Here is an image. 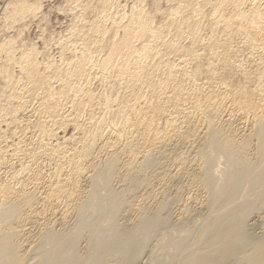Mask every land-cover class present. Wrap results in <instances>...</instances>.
<instances>
[{
	"label": "bare ground",
	"instance_id": "6f19581e",
	"mask_svg": "<svg viewBox=\"0 0 264 264\" xmlns=\"http://www.w3.org/2000/svg\"><path fill=\"white\" fill-rule=\"evenodd\" d=\"M172 1L162 27L142 8L124 25L118 16L112 27L123 33L106 55L96 51L101 61L88 37L66 69L38 71L23 55L26 91L43 93L33 123L42 139L62 99L82 115L94 104L101 112L72 151L38 137L36 153L15 145L9 158L20 164L0 182V264H264V0ZM105 12L89 27L92 50L109 40L99 38ZM91 70L107 89L99 95ZM173 201L180 216L170 223Z\"/></svg>",
	"mask_w": 264,
	"mask_h": 264
},
{
	"label": "rangeland",
	"instance_id": "374dc122",
	"mask_svg": "<svg viewBox=\"0 0 264 264\" xmlns=\"http://www.w3.org/2000/svg\"><path fill=\"white\" fill-rule=\"evenodd\" d=\"M22 1H24L30 8L26 14L20 15V13H18L17 6ZM138 1H139V3H138ZM101 2H102V0H0V106H2V107L5 106V108H9L13 104L12 109L9 110L8 113L9 114H11L12 112H13L12 114L17 113V114H15V118L12 120V116H13L12 114L9 115L7 113V111H1L0 112L1 113L0 114V132H1L0 133V148H1L0 151L2 149H5V150H2V159L0 160V161H4V164H3V162H1L2 164H0V166H1L0 167V182L5 181L6 179L8 180L11 177L9 175L12 173V170L15 167L17 168L16 165L20 164V161L18 162L17 160L14 159V156H12L11 160L12 161L15 160L14 165H13V162L9 158L13 153L12 150H14L15 145H18V143H19V145H22L21 141H19V140H24V141H22L23 148L25 147L24 149L27 148V150L29 151V147H30V148H32V150L31 149L30 150L32 152L36 153V151H37L36 147L38 144L37 141L42 139V137L37 132V128L35 127V125L33 127V123L36 122L39 118L38 109H40V107L43 104V102L41 101L42 99H40L39 97L42 98L43 93L40 91L42 94L39 92L36 94L35 92L34 93L30 92V90H27L28 92L26 91V88L29 84H28V79L26 76L27 72H25V70H22L23 67L21 66V64L23 63V61H21V59L23 58V55L25 54L24 58H26V56H28V57H30V59H32V60H30V63L32 61H34L33 62L34 65H36V63H37L36 66L38 68H36V69L38 71H42V70L48 71L47 69L50 68V66H51V69H49V70H53L54 68H58V69L65 68L66 69L68 67V65H70L71 63L73 66L74 62H76V60L79 59L78 57H80L79 60H81V55H79V54L81 53V48H83V47L86 48L85 47L86 44L84 45L85 39H83L85 37L86 38L88 37L87 39L89 41L87 42V44H88V47L90 46L91 51H94V52L97 51L98 53L103 51V54L106 55V52L108 51L107 50L108 46H109V44H111V43H107V42H110V40L111 41L114 40L116 38V34H117V38H119V37H121V35L123 33L122 27L121 28L117 27V25H116V27H112V26H115L114 23H112V22L114 20L118 19L119 18L118 16H120V22L122 23V21H123V25H124L127 22L126 20H128V18H130V16H132L131 14L137 13L138 10H140L142 8L141 11H143L144 13L146 11L145 14H148V12H149L148 15H150V18L152 19L151 21L154 22V24H153V26L155 25L154 27H156V26L162 27L163 23L165 22L164 20H165V17L167 15V12H168L167 10H169V8L174 5L172 0H117L116 2L118 4L117 3H113V5L111 4L112 6H109L108 10L105 12L104 10H102L103 8H99ZM81 5L84 7V9ZM210 7H211V5L206 6V8L209 10H210ZM117 8H119V9L117 10ZM136 9H137V11H136ZM101 10L104 11L107 16H109V19H107L108 17H106L105 21H102L103 24L105 22V26L103 25V27L105 28L104 29L105 32H103L101 35H99V38L104 39L105 41L107 40V38L109 40H107L106 43H104V45L101 48L98 49L97 46L95 45L96 48L94 47L95 49L92 50L93 48H91V47L94 46V44H95L94 40L95 39L91 36L92 32L88 31V30H90L89 27H91L94 23H96L97 21H100V19L98 17H101V14H104V12H102ZM132 11H133V13H132ZM100 12H102V13H100ZM107 13H110V14H107ZM115 15H117V16H115ZM113 17H115V19ZM91 22L92 23L94 22V23L92 24ZM80 29H81V31H80ZM87 33H89L90 35ZM94 36H95V34H94ZM82 39H83V41H82ZM92 41H93V43H92ZM187 41L188 40H185L184 42L188 43ZM80 42H82V43H80ZM137 42L138 43H136V44L140 45V43H142L143 41H137ZM90 43H92V44H90ZM98 50H100V51H98ZM94 52H91V55L94 56V61L98 62V61H101L102 58H104L103 54L100 55V54H97V52L96 53H94ZM27 54H29V55H27ZM27 61H28V59H27ZM65 61H67V62H65ZM19 63H21V64H19ZM64 65H66L67 67ZM54 66H56V67H54ZM43 67L44 68L47 67V69H44ZM91 72H92L91 75H93V74H95V75H93L90 79V83L88 85L90 88L89 90L91 93H93L95 95H99L102 92V90L104 91L106 89V86L104 83H102V85L104 84L103 85L104 88H102L103 86L99 85V84H101V79L99 78L101 76H98L97 72L96 71L94 72V70H91ZM238 79L239 78H236V80H238ZM26 80H27V82H26ZM55 80L50 79L51 83L49 81V83H48L49 87L53 88L52 90L62 89L61 85L59 84L60 82L57 79H55ZM23 87L26 91L25 93L23 91L24 90ZM17 93H18V95H16ZM22 94H23V96H22ZM28 95H30V96H28ZM21 97L22 98L28 97L27 102L24 99L21 100ZM36 97L38 98V102L36 100L37 99ZM79 97H81V95ZM39 99H40V101H39ZM17 101H18V103H17ZM68 101H70V99H66V101L64 99L61 100V106H63L64 108L60 107L59 108L60 110L58 109V112H57L58 116L56 114L57 123H55L54 125L53 124L48 125V127H47V128H49V130L52 131V135H51L52 137L51 136L45 137L46 140L45 139H42V140L43 141L45 140L44 142H46L47 144H49L53 148H56V149L57 148H65L67 151H72L74 148L78 147L81 144V141L84 138V133L82 131V127L88 125L87 123L90 120L89 118H92L91 116L92 115L94 116L95 115L94 113H97L96 114L97 116L95 115V117L98 118V116L100 115L99 112H101V111H100V109L96 110V108H99V107H97V105L94 104V105H92V107L90 106L91 108L87 107L90 109V110H87L88 113H87V111H85L86 113L85 114L83 113L84 115H82V113H81L82 111H79L81 114L79 112H77L74 109V106L71 103V101L70 102H68ZM23 102H25V104ZM65 102H67V103H65ZM15 103H16V105H15ZM69 103H70V106H69ZM29 104H30V106L32 104L33 108L30 107ZM17 105L20 107H18ZM27 105H28V107H26ZM95 106H96V108H95ZM15 108H17L19 110H17V109L13 110ZM31 108H32V110H30ZM69 108H71V109H69ZM92 108H95V109L92 110ZM20 110H22V111H20ZM10 111H12V112H10ZM34 112H36L35 115L38 114V115H36V117L37 116L38 117H37V119L35 117V119L33 121L32 118L35 116ZM63 112H65V113L67 112V114H65ZM89 112H91L92 114ZM2 114H3V116H2ZM6 114L8 116L7 118H6ZM31 114H33V115H31ZM60 114L61 115L64 114L62 116L63 118H60V116H61ZM74 114H77L76 115L77 117L74 116L76 118L75 122L70 120L71 119L70 117H72V115H74ZM18 115L21 118H19ZM23 115L24 116L28 115V116L24 117ZM80 115H81V117H80ZM10 116H11V118H10ZM30 117L32 120L30 119ZM3 118L4 119L6 118L7 120L5 119V121H4ZM78 119H79V121H78ZM24 120L26 122H23ZM58 120H59V122H58ZM11 121H12V123H11ZM20 121H22V122L19 123ZM28 121H30V122H28ZM77 121L79 122V124H81V125H79L80 128H76V124H77L76 122ZM29 123H32V124H30L32 126H30V128L28 130V127H29L28 124ZM10 124H12L13 126ZM14 124H16V126ZM25 124H26V126H25ZM56 124H57V126H56ZM14 126L16 128L12 129V128H14ZM25 127H26V129L24 130ZM30 129H33V130L30 131ZM22 131L27 135H23ZM18 132H19V134H18ZM20 133L22 135H20ZM35 133H38V135ZM32 134H34V135H32ZM20 136L21 137L27 136V137L21 138ZM37 137L39 140L37 139ZM54 137H56V138H54ZM18 138H20V139H18ZM26 138H29V139H26ZM27 140H28V142H26ZM31 140H32V142H31ZM33 140H34V143H33ZM25 143H26V145H25ZM28 145H30V146L28 147ZM32 145H35V146L32 147ZM3 151H4V153H3ZM6 153H8V155ZM3 155L6 158H4ZM26 157L28 158V160L26 158L25 161L29 162L30 161L29 157L28 156H26ZM38 157L39 156H37L35 162L38 161L37 163L38 164L40 163L39 165H42L41 163H43V161H45V160L43 159V157H41L43 160L40 159V157L39 158ZM11 163H12V165H11ZM53 163H55V164H53ZM53 163L47 165V167L45 165V169H43L44 170L43 174L45 176H43L44 178L42 180L46 181L47 180L46 174L53 172V169H54V167H56L55 165L57 164L56 162H53ZM3 165H5V166H3ZM10 165L12 168L10 167ZM6 166H7V168H6ZM48 166H49V168H48ZM6 171L8 172L7 174H6ZM45 181H42V182H45ZM120 186H121V184H120ZM170 194L174 195L175 193H170ZM184 195H185L184 197H186L187 194H184ZM172 198H174V196H172ZM176 201H179V200L177 199ZM175 205H176L175 201L171 202L169 205V208L170 207L173 208V209L170 208V210H172V211L169 210V216H168L169 222L170 221L174 222V221H177L179 219L180 210H177ZM174 209H176L175 213H174ZM175 217H177V218H175Z\"/></svg>",
	"mask_w": 264,
	"mask_h": 264
}]
</instances>
